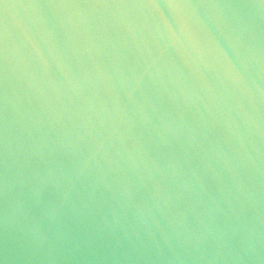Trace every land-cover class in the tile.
I'll use <instances>...</instances> for the list:
<instances>
[{
	"label": "water",
	"instance_id": "1",
	"mask_svg": "<svg viewBox=\"0 0 264 264\" xmlns=\"http://www.w3.org/2000/svg\"><path fill=\"white\" fill-rule=\"evenodd\" d=\"M0 264H264V0H0Z\"/></svg>",
	"mask_w": 264,
	"mask_h": 264
}]
</instances>
